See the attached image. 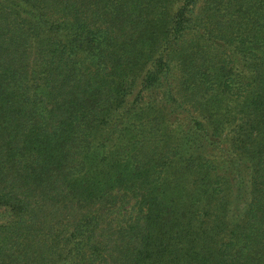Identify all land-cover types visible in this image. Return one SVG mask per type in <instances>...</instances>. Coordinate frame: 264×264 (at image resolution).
I'll list each match as a JSON object with an SVG mask.
<instances>
[{
	"label": "trees",
	"instance_id": "1",
	"mask_svg": "<svg viewBox=\"0 0 264 264\" xmlns=\"http://www.w3.org/2000/svg\"><path fill=\"white\" fill-rule=\"evenodd\" d=\"M0 264H264V0H0Z\"/></svg>",
	"mask_w": 264,
	"mask_h": 264
},
{
	"label": "rangeland",
	"instance_id": "2",
	"mask_svg": "<svg viewBox=\"0 0 264 264\" xmlns=\"http://www.w3.org/2000/svg\"><path fill=\"white\" fill-rule=\"evenodd\" d=\"M177 5H178V3H177ZM186 72H187V70L186 69L184 70V68L182 67V63H179L178 66H177V71L175 72V74H177V75H175V81L172 84L176 89H180L181 88L180 85L178 84L179 76L184 74V73H186Z\"/></svg>",
	"mask_w": 264,
	"mask_h": 264
}]
</instances>
